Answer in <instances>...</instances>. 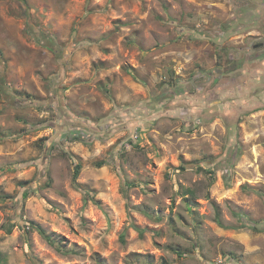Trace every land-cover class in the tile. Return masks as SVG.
Here are the masks:
<instances>
[{
  "label": "rangeland",
  "instance_id": "rangeland-1",
  "mask_svg": "<svg viewBox=\"0 0 264 264\" xmlns=\"http://www.w3.org/2000/svg\"><path fill=\"white\" fill-rule=\"evenodd\" d=\"M262 89L264 0H0V264H264Z\"/></svg>",
  "mask_w": 264,
  "mask_h": 264
},
{
  "label": "crops",
  "instance_id": "crops-1",
  "mask_svg": "<svg viewBox=\"0 0 264 264\" xmlns=\"http://www.w3.org/2000/svg\"><path fill=\"white\" fill-rule=\"evenodd\" d=\"M247 81H249V80H247ZM246 84H248V83H246ZM245 90H246L247 93H250V90L247 87L245 89H243L242 92H244ZM258 96L264 98V90L263 89L259 91Z\"/></svg>",
  "mask_w": 264,
  "mask_h": 264
},
{
  "label": "trees",
  "instance_id": "trees-1",
  "mask_svg": "<svg viewBox=\"0 0 264 264\" xmlns=\"http://www.w3.org/2000/svg\"><path fill=\"white\" fill-rule=\"evenodd\" d=\"M40 230H41V232H42L43 234H45L47 240H48L50 243H53L51 237H50L49 235L46 234L45 230H44V229H41V228H40ZM0 259H1V258H0Z\"/></svg>",
  "mask_w": 264,
  "mask_h": 264
}]
</instances>
